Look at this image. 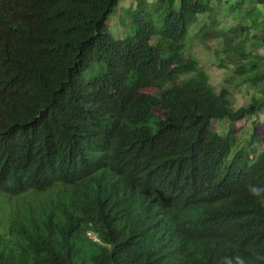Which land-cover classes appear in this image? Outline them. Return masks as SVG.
Wrapping results in <instances>:
<instances>
[{"label":"trees","instance_id":"obj_1","mask_svg":"<svg viewBox=\"0 0 264 264\" xmlns=\"http://www.w3.org/2000/svg\"><path fill=\"white\" fill-rule=\"evenodd\" d=\"M122 1L0 0V264H264V56L201 28L263 95L237 108L187 54L212 0H135L116 37Z\"/></svg>","mask_w":264,"mask_h":264},{"label":"rangeland","instance_id":"obj_2","mask_svg":"<svg viewBox=\"0 0 264 264\" xmlns=\"http://www.w3.org/2000/svg\"><path fill=\"white\" fill-rule=\"evenodd\" d=\"M135 0H124L116 9L115 14L110 16V29L116 37H120L125 33V27L120 21V15L126 16L135 7ZM213 8L210 14L200 15L198 21L192 26L190 31V44L187 54L195 56L199 60L201 69L207 72L212 80L217 92H221L228 87L232 93L235 107L239 108L247 106L254 98H262L263 95L259 89L254 88L250 84L230 85L228 80H232L236 75L225 66L222 61L226 55L222 51V43L226 42L225 35L219 37L210 36L205 43L201 37V28L205 24H212L216 20L219 24L218 31H231L232 28L239 29V41H245V48L255 55L264 56V5L257 3V0H212ZM245 28L243 32L240 28ZM188 40V39H187ZM222 41V42H221ZM222 54V55H221ZM227 64H231V60L226 58ZM264 65V61L262 63ZM89 73L85 74V80L89 79ZM264 124V112L260 113V117H252L248 121L242 123L238 127L240 144L244 145L252 138L254 128L257 125ZM229 122L226 120H218L214 122V127L223 134L229 130ZM264 149L263 145L260 147ZM47 195H41L42 200L47 199ZM23 208L22 205H19ZM6 211L4 204L0 202V231H8V222L4 216ZM90 232H88V235ZM90 237L97 241V236L90 234Z\"/></svg>","mask_w":264,"mask_h":264},{"label":"clouds","instance_id":"obj_3","mask_svg":"<svg viewBox=\"0 0 264 264\" xmlns=\"http://www.w3.org/2000/svg\"><path fill=\"white\" fill-rule=\"evenodd\" d=\"M248 189H249V191L253 194V195H260L261 193H264V188H261V187H257V186H254V185H248ZM45 195H47L48 197L50 196V193H48V194H45ZM41 196V195H40ZM40 196H35V197H33V196H30L28 199H27V202H29V203H33L34 202V200H36V199H38V200H42L41 198H40ZM47 197V198H48ZM22 206H23V210L25 209V207H24V205L25 204H21ZM32 209H34V207H33V205H31L30 206ZM35 210V209H34ZM35 216L36 217H38V215H37V213H35ZM25 221V220H24ZM1 232V231H0ZM90 234H93V233H90ZM90 234H89V236H90ZM94 235V234H93ZM95 237H96V235H94Z\"/></svg>","mask_w":264,"mask_h":264}]
</instances>
